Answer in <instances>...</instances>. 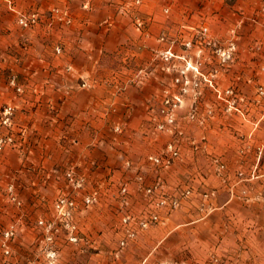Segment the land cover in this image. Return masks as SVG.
<instances>
[{
	"label": "rangeland",
	"instance_id": "obj_1",
	"mask_svg": "<svg viewBox=\"0 0 264 264\" xmlns=\"http://www.w3.org/2000/svg\"><path fill=\"white\" fill-rule=\"evenodd\" d=\"M24 1L0 0L14 40L44 24L62 30L73 23L51 15L61 3L43 11L41 3ZM94 1L85 0L84 9L91 12ZM107 2L131 24H155L160 39L154 50L159 71L141 79L161 89L152 109L153 134L161 142L148 157L151 172L120 181L108 214L96 219L111 191L89 188L88 175L71 166L52 169L44 159L35 165L30 155L38 143L20 123L22 111L3 103L0 264H264V0ZM34 10L43 21L20 26V14ZM6 80L22 93L17 72ZM7 105L14 111L5 124ZM25 199L46 209L35 222L17 216ZM153 216L158 221L143 229L140 223ZM26 226L34 231L27 248Z\"/></svg>",
	"mask_w": 264,
	"mask_h": 264
},
{
	"label": "crops",
	"instance_id": "obj_2",
	"mask_svg": "<svg viewBox=\"0 0 264 264\" xmlns=\"http://www.w3.org/2000/svg\"><path fill=\"white\" fill-rule=\"evenodd\" d=\"M28 1L41 3L43 11L61 3L73 23L62 30L44 24L14 40L10 23L0 14V106L14 103L22 111L20 123L28 129L29 140L38 143L30 155L35 165L44 159L52 169L71 166L88 175L89 188L111 191L94 212L101 219V214H108L120 181L151 172L148 157L160 146L153 134L152 109L161 89L141 80L159 71L154 55L160 41L157 29L155 24L139 26L138 19L131 24L127 14L115 13L108 0H95L91 12L84 9L85 0ZM59 46L61 54L56 53ZM11 70L18 73L20 95L7 85ZM24 201L17 215L22 222H35L46 212L40 201ZM225 210L228 215L229 207ZM33 238L34 231L26 226L25 248Z\"/></svg>",
	"mask_w": 264,
	"mask_h": 264
},
{
	"label": "built area",
	"instance_id": "obj_3",
	"mask_svg": "<svg viewBox=\"0 0 264 264\" xmlns=\"http://www.w3.org/2000/svg\"><path fill=\"white\" fill-rule=\"evenodd\" d=\"M87 6L88 5L85 4L84 7H87ZM51 15L53 16V18L59 19L60 21L66 22L67 24H71L72 23V17H71L70 13L67 10L54 8L51 11ZM43 19H44V16L40 12L34 10V11L30 12V13L20 14L18 22H19L20 26H22L23 28H32V27L38 25L39 23H41L43 21ZM62 51H63L62 47L59 46L57 48V53L61 54ZM11 82H12L13 85H15L16 84L15 78L12 79ZM86 85H87L86 83L83 84V86H86ZM17 90L19 92H22L23 89L21 87H18ZM13 111H14V107L11 106V105H7L4 108V112H3V115H2V120L4 121L5 124H8L10 122L11 116L13 114ZM173 154L177 155V152L175 151ZM153 160L155 162H157V163H163V160H161L159 158H156V159H153ZM163 164H165V163H163ZM79 186H81V185L79 184ZM123 192H126V189H124ZM86 200H87L88 203H91V202H93L95 200V197L94 196H89V197H87ZM65 205H66V202H64L62 205H59V207H63ZM69 205L73 206L74 203L70 202ZM129 220H130V218L128 217L127 219H125V222L129 223ZM157 221H158V217L157 216H153L149 222L148 221H142L140 223V226L143 229H145V228L149 227L150 223H153V222L156 223ZM129 235L130 236H134V233L133 232L131 233V231H130Z\"/></svg>",
	"mask_w": 264,
	"mask_h": 264
}]
</instances>
